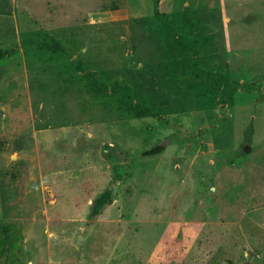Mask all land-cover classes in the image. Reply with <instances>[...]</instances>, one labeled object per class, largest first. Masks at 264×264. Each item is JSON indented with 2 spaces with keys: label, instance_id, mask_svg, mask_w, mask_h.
Here are the masks:
<instances>
[{
  "label": "rangeland",
  "instance_id": "1",
  "mask_svg": "<svg viewBox=\"0 0 264 264\" xmlns=\"http://www.w3.org/2000/svg\"><path fill=\"white\" fill-rule=\"evenodd\" d=\"M159 9L199 69L263 88L222 105L152 0H0V264H264V0Z\"/></svg>",
  "mask_w": 264,
  "mask_h": 264
},
{
  "label": "trees",
  "instance_id": "2",
  "mask_svg": "<svg viewBox=\"0 0 264 264\" xmlns=\"http://www.w3.org/2000/svg\"><path fill=\"white\" fill-rule=\"evenodd\" d=\"M153 2V12L156 15L163 16L165 18V21H167V25L169 26L170 30L175 34L174 38V48L177 52L182 53L184 56H186V60L188 62V66L192 72V74L196 75L197 77H200L201 79L210 80L218 89L221 90L222 94L220 96V102L222 105L227 104L230 99L236 94L238 90H242L245 92H251L254 90H260L263 88L261 84H258L255 81H246V82H234V83H225L223 82L220 77L208 70V69H199L197 65V49H196V43H193L192 45H187L183 42L178 29H176L174 26H172V23L169 19V17L159 9L160 0H152ZM185 13V12H184ZM186 22L194 26L192 24V21L185 17ZM28 43L35 44L38 48L42 50H47L53 53L57 52H64L66 51L61 44L56 41L55 39H52L50 42L42 41L40 42L37 39L33 40H27ZM13 50H0V56H6L8 54H11ZM78 69L81 71V68L78 67ZM85 76L88 77L89 83L93 89L97 92H112L117 93V91H122L124 93L123 101L128 104V110L136 113L137 115H146L151 114V109L148 107H139V105L135 104L131 99V88L127 84H122L120 82H115L110 87L104 83H101L98 81L96 73L94 72H86L84 73ZM164 150V145L160 144L156 147L147 150L144 152V156H151L160 153ZM114 200L112 192L110 190L105 191L102 193L99 197H97L92 204V216H96L100 214L101 210L112 203ZM10 225L3 224L0 226V233L2 234L0 237V253L1 254H7V252L15 246V242L18 240V238L15 235H12L10 232Z\"/></svg>",
  "mask_w": 264,
  "mask_h": 264
}]
</instances>
